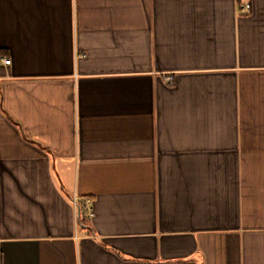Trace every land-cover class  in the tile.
<instances>
[{"label": "crops", "instance_id": "0c3cea01", "mask_svg": "<svg viewBox=\"0 0 264 264\" xmlns=\"http://www.w3.org/2000/svg\"><path fill=\"white\" fill-rule=\"evenodd\" d=\"M0 264H264V0H0Z\"/></svg>", "mask_w": 264, "mask_h": 264}, {"label": "built area", "instance_id": "2783aa9c", "mask_svg": "<svg viewBox=\"0 0 264 264\" xmlns=\"http://www.w3.org/2000/svg\"><path fill=\"white\" fill-rule=\"evenodd\" d=\"M247 7H248V6H247ZM9 62H10L9 59H7V58L4 59V63L8 64ZM168 80H171V77H169ZM85 202L88 203V202H90V201L87 199ZM73 203H74L75 208H76V207H79V206H78L79 200H78V198H77L76 196L73 198Z\"/></svg>", "mask_w": 264, "mask_h": 264}, {"label": "trees", "instance_id": "16d2710c", "mask_svg": "<svg viewBox=\"0 0 264 264\" xmlns=\"http://www.w3.org/2000/svg\"><path fill=\"white\" fill-rule=\"evenodd\" d=\"M80 207V205H78ZM80 212V211H79Z\"/></svg>", "mask_w": 264, "mask_h": 264}]
</instances>
